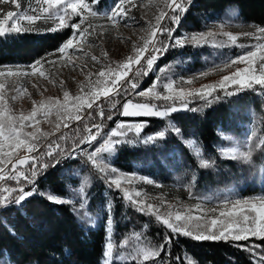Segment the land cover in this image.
Returning <instances> with one entry per match:
<instances>
[{"label":"snow or ice","instance_id":"snow-or-ice-1","mask_svg":"<svg viewBox=\"0 0 264 264\" xmlns=\"http://www.w3.org/2000/svg\"><path fill=\"white\" fill-rule=\"evenodd\" d=\"M100 2L27 0V8H23L21 0H0V37L71 30L70 36L54 52L47 53L30 65L0 68V210L23 209L31 197L39 194L49 202L72 205L73 213L79 219H85L89 216L88 196L83 188L75 190V196L69 198H62L52 192H39L38 189L39 178L50 167L55 168L64 160L84 157L101 174L100 178L109 191L120 193L129 207L143 216L154 218L167 230L158 246L135 247L132 238L140 243L142 233L126 237L119 249L134 250V254H129L126 264H194L187 255L183 258L172 256L170 245L179 236L195 241L224 242L248 253L252 264H264V194L243 199L225 197L215 207L205 208V198L196 197L189 190V196L196 199V204L176 208L163 197H160L159 203L151 202L147 194L136 189L139 183L162 187L151 177L122 172L107 159H98L102 153L115 154L119 146L132 144L134 140L143 144H156L169 135L168 131L161 130L144 136L145 123L122 121H117L111 131L105 132L106 121H112L117 112L124 117L170 118L171 114L181 111H199L198 108L189 107L190 100L199 99L204 102V106H209L238 102L242 94L249 91L264 96V26L248 25L254 30L236 35L225 31L226 22L222 21L218 25L219 31L180 35L179 29L192 7V0H157L156 14L146 21V27L141 28L146 35L140 37V43L132 44L131 54L119 62H112L107 51H102L99 57L90 55L93 66L99 65V68L86 73L85 81L78 85L79 92L76 95H70L61 80L63 99L47 97L38 102L34 100L27 114L13 111L10 101H15L17 95L31 96L28 89L22 87V80L35 77L55 84L56 74L52 69L57 67H79L83 72L87 64L77 65L73 57H89L85 46L87 49L97 46L90 37L99 39L109 30L119 29L122 24L126 27L138 24L134 16V11L141 7L138 0H113L112 5L103 12L96 7ZM11 5L15 6V10L5 7ZM230 14L235 15V12ZM75 18H79L78 21ZM95 19H101L103 23L97 24ZM41 24L47 27L42 29ZM241 36L249 43H241ZM188 46L240 48L244 51L187 79H173L169 75L171 66L161 67L151 86L139 90L140 79L157 71V62L161 57L170 49ZM216 71L227 74L198 88L185 87ZM32 87L39 91L38 84L33 83ZM9 92L16 94L10 96ZM134 96L146 98V101H162L163 107L156 103L134 102L130 98ZM119 97L127 98L122 104V111ZM105 104L108 105L107 116ZM52 115L55 116L54 131L45 132L39 127L41 118L47 120ZM97 117L98 122L90 123L96 121ZM74 123L75 134L70 137L62 129H71ZM257 124L253 112L242 139L218 129V135L223 140L233 142L232 147L218 146L222 158L249 167L254 166L257 157L264 159V138H257ZM80 125H83V134ZM29 128L33 130L27 131ZM169 129L192 150L200 168L216 167L214 160L205 158L195 139L185 140L182 130L174 124H170ZM129 133L134 134V139L128 138ZM100 140L103 143L96 147ZM84 183H88V177L84 178ZM77 200L80 201L78 207ZM105 211L108 235L102 264H116L122 256L118 255L117 245L112 239L114 217L111 201L106 204ZM91 223L94 225L95 221Z\"/></svg>","mask_w":264,"mask_h":264},{"label":"trees","instance_id":"trees-1","mask_svg":"<svg viewBox=\"0 0 264 264\" xmlns=\"http://www.w3.org/2000/svg\"><path fill=\"white\" fill-rule=\"evenodd\" d=\"M112 2L101 0L96 6L97 10L108 9ZM232 11L235 15L230 14ZM222 21L229 26H264V0H192V7L180 28L185 32H203ZM40 27L43 29L47 25ZM70 34L71 30L65 29L54 34L0 37V67L31 64L54 52ZM235 51L236 48L218 49L211 46L170 49L158 61L157 70L170 63V73L189 71L210 64L217 54ZM153 77L154 74L150 73L143 85ZM118 99L123 102L124 97ZM189 107L200 110L173 113L170 118L124 117L117 112L113 120L121 118L145 123L144 136L161 130L168 131L169 135L156 144L134 140L132 144L119 146L111 165L125 173L151 177L162 186L157 189L168 190L170 194L176 192L189 200H196L189 196V190L196 197L205 198V203H217L225 197H242L250 193L264 194V159L257 157L254 166L249 167L223 159L217 150L222 143L217 130L242 139L253 112L258 120L255 129L257 138H264V96L249 91L243 93L238 102L204 106L203 101L195 99L190 100ZM104 108L107 116L108 105L105 104ZM113 120L106 121V127ZM98 121L99 118H96L94 122ZM170 124L182 130L185 140L195 139L205 158L214 160L216 167L200 168L192 150L170 132ZM75 128L74 123L71 129L62 131L72 137ZM80 132L83 134V125H80ZM128 138L134 139V134L129 133ZM68 144H71V140ZM80 171L85 172L89 181L85 191L88 196L87 211L94 214L93 207L94 210L101 208L109 201L113 204L112 239L117 245L118 255L122 256L116 264H126L129 254H134L133 248L119 249L123 240L133 233L143 234L140 243L132 238V244L137 248L158 246L162 242L167 230L154 218L143 216L129 207L120 193L104 191L106 183L100 178L101 174L84 157L64 160L57 167H50L38 180L39 192H52L62 198L72 197ZM99 214L101 212L97 210L95 215ZM93 220L94 225L80 222L71 205L49 202L39 194L31 197L23 209L0 210V264H102L106 234L104 221ZM170 247L173 257L183 258L187 255L194 264H252L248 253L224 242L195 241L179 236L174 238Z\"/></svg>","mask_w":264,"mask_h":264},{"label":"rangeland","instance_id":"rangeland-1","mask_svg":"<svg viewBox=\"0 0 264 264\" xmlns=\"http://www.w3.org/2000/svg\"><path fill=\"white\" fill-rule=\"evenodd\" d=\"M21 2L23 4V8H27V0H21ZM138 3L141 5V7H139L137 10L134 11V16L136 18V21H138V24H133L132 26H127V27L122 24L119 27V29L109 30L103 37H101L99 39H97L95 36L90 37V40L97 46L93 47L91 49H87V46H85L86 50L89 52V57H83L82 56L80 59H76L75 57H73V59L76 60L77 65L87 64V67L84 69L83 72H81L79 67H77L76 69H72L71 67H57V68L52 69V71L56 74L55 75V79H56L55 84L50 83L49 81L44 80L43 78L37 79L35 77H31V78L22 80L20 82L22 87L27 88L28 93H30L31 96L29 97V95H17V99L15 101H10V105H11L13 111L16 113L24 112L25 114H27L28 112L31 111L32 103L34 100L38 102L42 98H47V97H54V98L63 99V92L60 88V81L61 80L64 81V89L69 91L70 95H73V96L76 95L79 92L78 85L85 81L86 73L88 71H96L99 68V65L93 66V62L90 60V55H96L99 57L101 55L102 51H107L108 55H109V59L112 62H119V61L123 60L127 55L131 54L132 44L133 43H140V37L146 35V33L143 32L141 30V28L146 27L147 26L146 21L151 20L157 12V7H156L157 0H138ZM5 7L8 10H15L14 5L5 6ZM101 12H103V11H101ZM94 22L97 24H100V23H103V20L95 19ZM41 25H43V24H41ZM209 30L219 31L218 25H215L206 31H209ZM224 30L225 31H231L233 34L239 35L242 32L253 31L254 29H252L250 27L226 25ZM206 31H203V32H206ZM191 33H195V32H185L182 28L179 29L180 35L191 34ZM240 42L247 44V43H249V40H247L246 38L241 36ZM243 51L244 50H242L240 48H236V51H235L236 54H233L235 52H231V53L222 52L220 54H217L214 61L211 62L210 64H204L203 67L200 66L199 68H194V69L191 68L189 71H185V70L184 71H177L176 73H170L169 75L173 79H178L179 77H184L185 79H187L189 77L197 75L198 73H200L202 71L208 70L214 64L221 63V61H223L224 59H227L229 57L234 58L235 56L241 54ZM53 58H55V57H53ZM169 64H166L162 67L168 66ZM28 65H30V64H14V65L1 66L0 68L16 67V66L23 68V67H26ZM240 67H244V65H240ZM158 73H159V69L156 72L152 73V74H154L153 79L151 81H148V83L145 85H143V83L148 78V76H145L142 79H140L139 90H146L148 87H150L151 84L153 83V81L156 79V76ZM224 74H227V73L216 71L207 77H203V78L195 80V82L192 85H186L185 87L198 88V87H201V85H203V84L213 83V82L217 81ZM33 83L38 84L39 91H37L36 89H34L32 87ZM45 89H46V91H45ZM160 91H163V89H160ZM41 93L43 95H41ZM14 94H16V93L9 92L10 96L14 95ZM130 98L134 102L156 103V104L160 105L161 107H163L162 101H155V100H147L146 101V98H141L138 96H134V97H130ZM125 99H127V98H124L123 102L125 101ZM123 102H121V103L123 104ZM122 104H121V108H120L121 111H122ZM120 116H122V115H120ZM117 121H122L125 123H137V122H139L137 120H121V118L120 119L115 118L113 120L112 124L110 126L106 127L104 131L105 132L111 131V129L116 126ZM54 122H55V116L54 115L50 116L47 120H45L44 118H41V123H40L39 127L45 132H53L54 127H55ZM32 130H33V128L27 129V131H32ZM58 134L59 133H57V135ZM231 136L236 138V136H234V135H231ZM102 143H103V141L100 140L99 143L96 144V147H99ZM221 146L232 147L233 142L225 141L222 139ZM114 155L115 154H104V153H102L98 159H107V161L111 164V161H112ZM91 167H92V165H91ZM129 174H132V173H129ZM85 177H86L85 172L80 171L78 183H77L76 187L74 188V191L72 192V197L75 196V190H77V189L83 188L86 191V188L89 185V181H88V183H84ZM135 187L137 190H140L143 193L147 194L148 199L154 203H159L160 197H163V199L168 204H172L176 208H183L184 206L191 207V206L195 205L197 202L196 200L185 199V198L181 197L176 192H171L173 194H170V192L168 190H163V189L159 190L153 185L139 183ZM106 190H108V189H107V185L105 184L104 191H106ZM259 195H261V194L250 193L246 196L234 197L232 199H235V198H242L243 199V198H249L252 196H259ZM79 203H80V201L77 200V205H76L77 207L79 206ZM218 203L219 202H217V203H205L204 202V207L205 208H212V207H215ZM105 206H102L101 208L98 207V209H95V210L93 207V211L96 213V211L98 210L99 212H101V215L99 214V216H98V215H95V213L93 214V213L88 211V213H89L88 217H85V219H83V220H81L77 217V220H79L80 222H83L85 224L91 223V221L93 219H96V218L99 219L100 221L101 220L104 221V227H105V231H106L105 240H106V236L108 235V230H107V212L105 211ZM72 209H73V206H72ZM194 214H196L195 211H194ZM94 217H96V218H94ZM104 248H105V243L103 246V251H104Z\"/></svg>","mask_w":264,"mask_h":264},{"label":"built area","instance_id":"built-area-1","mask_svg":"<svg viewBox=\"0 0 264 264\" xmlns=\"http://www.w3.org/2000/svg\"><path fill=\"white\" fill-rule=\"evenodd\" d=\"M97 118H99V117H97ZM94 122V121H93Z\"/></svg>","mask_w":264,"mask_h":264}]
</instances>
